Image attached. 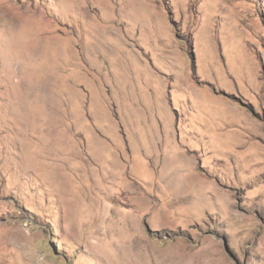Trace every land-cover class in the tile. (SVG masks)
<instances>
[{
  "label": "rangeland",
  "instance_id": "1",
  "mask_svg": "<svg viewBox=\"0 0 264 264\" xmlns=\"http://www.w3.org/2000/svg\"><path fill=\"white\" fill-rule=\"evenodd\" d=\"M0 264H264V0H0Z\"/></svg>",
  "mask_w": 264,
  "mask_h": 264
},
{
  "label": "bare ground",
  "instance_id": "2",
  "mask_svg": "<svg viewBox=\"0 0 264 264\" xmlns=\"http://www.w3.org/2000/svg\"><path fill=\"white\" fill-rule=\"evenodd\" d=\"M77 155H78V154H77ZM45 157H47V156L45 155ZM47 158H49V157H47ZM46 162H47L46 165H48V166L51 165V164H52V163H51V158H50L49 160H47ZM64 163H65V162H64ZM97 173H99V171H98ZM97 173H96V174H97ZM96 174H94V176H95ZM90 175H91V173H90ZM99 175H100V174H99ZM97 178H98V177H97ZM97 178H96V179H97ZM108 178H109V176H108ZM117 179H118V178H117ZM117 179H116V180H117ZM60 180H61V181H60V184H61V185H68L67 183L69 182V180H67V181H68V182H67L66 179L64 180V179H62V177H61ZM104 180H105V182H106V179H104ZM104 180H103V181H104ZM99 181H100V180H99ZM105 182H104V183H105ZM119 182H120V181H119ZM95 183H96V182H95ZM108 183H109V182H108ZM110 184H111V183H110ZM105 186H106V185H105ZM119 186H121V185H119ZM62 187H63V186H62ZM65 187H66V186H65ZM68 187H69V186H68ZM110 187H111V186H110ZM121 187H122V186H121ZM122 188H123V187H122ZM66 189H67V187H66ZM106 189H107V188H106ZM113 189H115V186L113 187ZM124 189H125V188H124ZM110 190H111V189H110ZM110 190H109V191H110ZM111 191H112V190H111ZM69 192H70V190H69ZM115 192H117V191H115ZM128 192H129V191H123V193H128ZM63 195H64V193H63ZM69 195H70V194H69ZM69 195H67V196H69ZM70 196H71V195H70ZM108 196H109V195H108ZM109 197H110V196H109ZM75 200H76V199H75ZM137 237H138V236H137ZM137 237H136V238H137ZM140 238H142V237H140ZM138 240H139V239H138ZM132 241H137V239L134 240V238H133ZM130 243H131V242H128V244H130ZM134 243H135V242H134ZM142 243H143V245H144V243H146V244H147L146 246H150V245L146 242V240H144V239L139 240V245H140V244L142 245ZM135 244H136V243H135ZM135 244H134V245H135ZM174 244H175V243H174ZM171 245H172V244H171ZM132 246H133V245H132ZM146 246H145V247H146ZM172 246H173V245H172ZM135 247H137V245H136ZM152 248H154L153 245H152ZM117 249H118V248H117ZM141 249H142V248H141ZM158 249H159V248H158ZM175 249H176V247H175ZM178 249H180V247H178ZM118 250H119V249H118ZM180 250H181V249H180ZM181 251H183V250H181ZM178 252H179V251H178ZM204 254H205V253H204Z\"/></svg>",
  "mask_w": 264,
  "mask_h": 264
}]
</instances>
